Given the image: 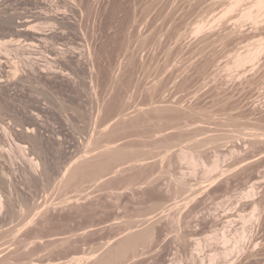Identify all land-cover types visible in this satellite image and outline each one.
<instances>
[{"label":"rangeland","instance_id":"rangeland-1","mask_svg":"<svg viewBox=\"0 0 264 264\" xmlns=\"http://www.w3.org/2000/svg\"><path fill=\"white\" fill-rule=\"evenodd\" d=\"M262 0H0V264H264Z\"/></svg>","mask_w":264,"mask_h":264},{"label":"bare ground","instance_id":"bare-ground-1","mask_svg":"<svg viewBox=\"0 0 264 264\" xmlns=\"http://www.w3.org/2000/svg\"><path fill=\"white\" fill-rule=\"evenodd\" d=\"M264 5V0H262L260 3H259V6L262 7ZM81 264V263H80Z\"/></svg>","mask_w":264,"mask_h":264}]
</instances>
